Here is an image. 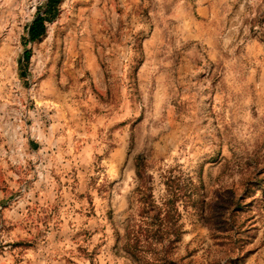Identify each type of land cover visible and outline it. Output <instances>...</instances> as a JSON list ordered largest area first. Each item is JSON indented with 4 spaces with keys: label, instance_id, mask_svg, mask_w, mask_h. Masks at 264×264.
Returning <instances> with one entry per match:
<instances>
[{
    "label": "rangeland",
    "instance_id": "1",
    "mask_svg": "<svg viewBox=\"0 0 264 264\" xmlns=\"http://www.w3.org/2000/svg\"><path fill=\"white\" fill-rule=\"evenodd\" d=\"M46 2L0 0V264H135L141 159L168 264H264V0H59L28 43Z\"/></svg>",
    "mask_w": 264,
    "mask_h": 264
},
{
    "label": "trees",
    "instance_id": "2",
    "mask_svg": "<svg viewBox=\"0 0 264 264\" xmlns=\"http://www.w3.org/2000/svg\"><path fill=\"white\" fill-rule=\"evenodd\" d=\"M59 0H47L43 14H36L27 27V42L39 40L45 33L46 17ZM29 52L23 53L27 61ZM147 165L141 159L136 165L137 186L134 189L133 213L125 220L123 232L116 234L117 254L135 264H168L175 244L180 240L178 189L167 184V196L157 202L152 194V178L147 175Z\"/></svg>",
    "mask_w": 264,
    "mask_h": 264
},
{
    "label": "crops",
    "instance_id": "3",
    "mask_svg": "<svg viewBox=\"0 0 264 264\" xmlns=\"http://www.w3.org/2000/svg\"><path fill=\"white\" fill-rule=\"evenodd\" d=\"M209 53H211V52H209ZM211 55L212 56H209V57H213V59L214 60H216V58H217V53L215 52V53H211ZM211 59V58H210Z\"/></svg>",
    "mask_w": 264,
    "mask_h": 264
}]
</instances>
